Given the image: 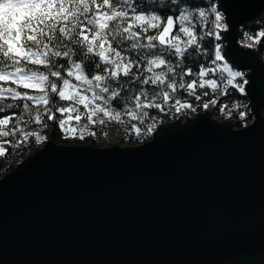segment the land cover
I'll return each instance as SVG.
<instances>
[{"label": "water", "instance_id": "95a60500", "mask_svg": "<svg viewBox=\"0 0 264 264\" xmlns=\"http://www.w3.org/2000/svg\"><path fill=\"white\" fill-rule=\"evenodd\" d=\"M214 1L252 123L206 110L136 146L47 141L0 179V264H264V60L239 43L264 0Z\"/></svg>", "mask_w": 264, "mask_h": 264}, {"label": "snow or ice", "instance_id": "6c2138e0", "mask_svg": "<svg viewBox=\"0 0 264 264\" xmlns=\"http://www.w3.org/2000/svg\"><path fill=\"white\" fill-rule=\"evenodd\" d=\"M168 2L175 11L152 7L165 0H0V156L14 143L43 142L48 121L83 139L88 124L104 123L94 119L98 114L121 123L125 117L143 122L152 109L170 114L192 108L177 97L181 90L197 100L209 96L208 91L198 95V88L213 94L221 88L226 95L227 86L234 85L243 93L247 81L235 79L244 74L233 70L215 42L228 25L214 0H207V8ZM244 36L253 42L245 46L253 47L264 31ZM207 37L213 38L211 52L202 47ZM188 59L202 61L197 71L185 68ZM82 119L88 122L83 127ZM154 128L155 122L143 131ZM130 131L142 134L136 124Z\"/></svg>", "mask_w": 264, "mask_h": 264}, {"label": "trees", "instance_id": "16d2710c", "mask_svg": "<svg viewBox=\"0 0 264 264\" xmlns=\"http://www.w3.org/2000/svg\"><path fill=\"white\" fill-rule=\"evenodd\" d=\"M195 3L196 5L200 7L207 8V0H182L180 6L181 7H189V4ZM215 2V1H214ZM216 4V2H215ZM169 7L173 11H175L176 5H172L168 2V0H165V5H152L154 8H162V7ZM217 6V4H216ZM191 10V9H190ZM171 14V13H169ZM223 15V14H222ZM212 18L209 17V20ZM223 22L225 23V18L223 16ZM208 28H203V31H208ZM259 31H264V20H261L257 23H255L253 26L249 28H240L239 29V43L242 46H245V44L253 43L252 41L246 40L244 36V32H249L253 35L258 33ZM198 39L199 34L201 32V27L198 25L196 29ZM223 32V30H221ZM152 34V33H149ZM175 34V33H174ZM221 35V33H220ZM208 41H213L212 37H207L205 43L202 45L204 48H208L209 52H211V45L208 43ZM221 43V52L224 55V42L223 41H215ZM246 47V46H245ZM247 48H255L258 51L259 56L264 60V37L260 38V42L258 44H255L253 47H247ZM225 56V55H224ZM209 59L211 56L208 57ZM201 60H193L188 59L185 61V68H191L193 71L198 70V64L201 63ZM205 67H207V63L204 64ZM244 74V73H243ZM192 77H186V81L190 80ZM207 78V77H206ZM239 83H242L243 81H246V79L243 77L238 78ZM219 83V81H218ZM246 83L243 84L245 89ZM202 91H208L209 96L202 97L200 100H197L195 96H189L186 93H183L181 90L177 93V97L182 100V102L190 103L192 105V108H185L182 109L181 112L176 113L174 109H172V112L169 114L167 113V110L165 112H159L158 110L152 109L149 110V118H145L143 122H138L135 120H129L127 117L124 118V124L127 127V132L124 138L121 140L120 144L121 146H136L143 144L147 141H149L157 129L158 126L174 122L178 119H186L192 116H195L196 114L200 112H204L206 110H217L221 108L223 105H227V108L229 112L234 113L239 118V124L236 126L237 128H241L244 126L249 125L254 120V116L252 115V102L250 98L246 95L245 91L241 93L234 85L227 86L226 95H221V88H218L213 94L210 89L205 88L203 90L197 89V94L199 95ZM212 99H217L218 103L213 105L210 101ZM10 102V101H9ZM67 102L61 101V105H65ZM204 103H209V107L205 109L203 107ZM80 111L83 112L84 108L82 105L79 106ZM114 110H120L119 106H114ZM211 112V111H210ZM7 114V113H5ZM243 114V115H241ZM264 115V110L263 113ZM65 116L67 113L64 114ZM75 115V113H73ZM58 118H63L59 114H57ZM155 122V128L151 133H146L143 130L145 127ZM73 125L76 124V121L71 122ZM246 123V125H244ZM49 126L47 128H44L41 132V135L45 137L43 142H36L35 138L30 139V141L26 144L20 145L19 147L15 146V143L9 147V152L5 156H0V179L4 177L7 173L13 171L16 166L24 161L26 158L33 155L36 151L40 150L44 144L52 140L54 143L59 145H68V146H77V145H83V146H91V147H109L112 146L110 142H105L99 132L96 126L94 124H88L86 119H82L80 122V126L83 127V125L88 124L87 128L83 132V139H81L79 136H72L67 133H65L57 123H54L53 121H48ZM136 124L138 127L141 128L142 134L136 135L135 133L130 131L131 125ZM32 130H40V126L37 125H31ZM93 133V134H89Z\"/></svg>", "mask_w": 264, "mask_h": 264}, {"label": "rangeland", "instance_id": "374dc122", "mask_svg": "<svg viewBox=\"0 0 264 264\" xmlns=\"http://www.w3.org/2000/svg\"><path fill=\"white\" fill-rule=\"evenodd\" d=\"M223 55V54H222ZM224 56V55H223ZM224 60L227 61L226 57L224 56ZM228 62V61H227ZM228 64L233 68L234 71H239L237 69H235L230 62H228ZM241 72V71H240ZM243 73V72H242ZM246 74L243 75V79L246 77ZM240 77H237L235 79V83H239V80H237ZM246 79V78H245ZM212 114V113H211ZM214 116H212L213 118ZM104 119V123H96L94 124V126L97 127L98 132L101 136V138L105 141V142H110L111 145H120L121 140L124 138V136L126 135L127 132V127L124 123L121 122H117L115 120H109L106 117H102L101 115L98 114L97 117H94V119ZM216 119V118H214ZM217 120V119H216ZM219 121V120H218Z\"/></svg>", "mask_w": 264, "mask_h": 264}, {"label": "built area", "instance_id": "2783aa9c", "mask_svg": "<svg viewBox=\"0 0 264 264\" xmlns=\"http://www.w3.org/2000/svg\"><path fill=\"white\" fill-rule=\"evenodd\" d=\"M220 109L221 108L214 110V111L210 110L212 113V116H214L213 118H216L217 120H219L221 122L222 121H232V124H234L235 127L239 124L240 121H239V118L237 115L229 112L228 109H224V111H221ZM192 117H194V116H192ZM235 122H236V124H235ZM244 125H246V123H244Z\"/></svg>", "mask_w": 264, "mask_h": 264}, {"label": "bare ground", "instance_id": "6f19581e", "mask_svg": "<svg viewBox=\"0 0 264 264\" xmlns=\"http://www.w3.org/2000/svg\"><path fill=\"white\" fill-rule=\"evenodd\" d=\"M244 74H247V72H243Z\"/></svg>", "mask_w": 264, "mask_h": 264}]
</instances>
